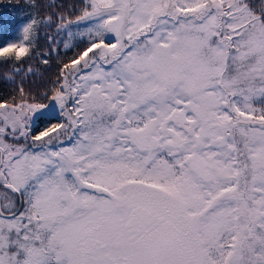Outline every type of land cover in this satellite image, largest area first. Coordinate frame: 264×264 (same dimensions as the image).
Segmentation results:
<instances>
[{"label": "snow or ice", "instance_id": "snow-or-ice-1", "mask_svg": "<svg viewBox=\"0 0 264 264\" xmlns=\"http://www.w3.org/2000/svg\"><path fill=\"white\" fill-rule=\"evenodd\" d=\"M57 43L0 99V264H264V0H76L3 82Z\"/></svg>", "mask_w": 264, "mask_h": 264}, {"label": "trees", "instance_id": "trees-1", "mask_svg": "<svg viewBox=\"0 0 264 264\" xmlns=\"http://www.w3.org/2000/svg\"><path fill=\"white\" fill-rule=\"evenodd\" d=\"M73 3H76V0H0V24L2 22L3 15L18 12L19 9L24 10L25 13L30 15V17L27 18V21L32 18L43 21L53 10L63 12L67 15L69 14ZM52 4L57 7L55 9L48 8V5ZM32 5L36 6L34 7ZM60 5H63L64 7H59ZM71 18L74 19L75 16L72 15ZM41 28V39L39 40L40 48L37 51L42 49L47 53L49 49L47 47L46 38L48 36H53L54 27L47 28L42 24ZM79 40V37H76L74 40H70L67 36L62 35L57 42L64 41L75 44L79 43ZM80 47L82 48L83 45L81 44ZM79 50L80 48H74L72 50L65 49L63 47V43L53 44L52 54L48 56L49 64L45 65L40 59L29 60L28 65H31L36 74L15 76V84H5L3 82V75L8 72V69L0 66V99H9L11 96L16 95V88L20 84L21 80L24 81L23 87L26 90H31L33 92L38 90L43 91V87L46 86L58 73V69L62 63L73 58L75 53ZM28 65H25V67Z\"/></svg>", "mask_w": 264, "mask_h": 264}, {"label": "rangeland", "instance_id": "rangeland-1", "mask_svg": "<svg viewBox=\"0 0 264 264\" xmlns=\"http://www.w3.org/2000/svg\"><path fill=\"white\" fill-rule=\"evenodd\" d=\"M30 17L29 14L25 13L24 10L19 9L18 12H13L10 14L3 15L2 22L0 24V35H13L17 30H19L20 26L27 21V18ZM83 31V29H80ZM73 31H76L73 29ZM63 35V34H62ZM56 35V30L54 27V33L53 36L57 37L56 40L61 38V36Z\"/></svg>", "mask_w": 264, "mask_h": 264}]
</instances>
